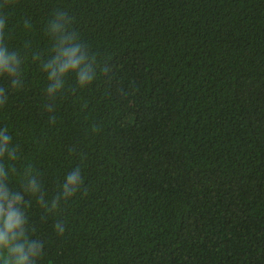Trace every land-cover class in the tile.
I'll list each match as a JSON object with an SVG mask.
<instances>
[{
  "label": "trees",
  "instance_id": "16d2710c",
  "mask_svg": "<svg viewBox=\"0 0 264 264\" xmlns=\"http://www.w3.org/2000/svg\"><path fill=\"white\" fill-rule=\"evenodd\" d=\"M0 60V264H264V0H0Z\"/></svg>",
  "mask_w": 264,
  "mask_h": 264
},
{
  "label": "clouds",
  "instance_id": "9594fccd",
  "mask_svg": "<svg viewBox=\"0 0 264 264\" xmlns=\"http://www.w3.org/2000/svg\"><path fill=\"white\" fill-rule=\"evenodd\" d=\"M0 63H3L2 60H0ZM79 63V61H73V60H69L67 64H65L62 68H60V72L66 73L68 71L69 68H75L77 66V64ZM51 76H55V72H53L51 74ZM50 76V78H51ZM85 77L83 75L80 76V81H81V85L83 86V81H84ZM59 84L56 86L57 88H59ZM79 179V175L78 174H73V175H69L67 178V185L65 186V190H67V187L76 183V181ZM82 183V181H81ZM73 192L75 193V189H73ZM11 216H9L8 220H9V224L8 226L11 228L12 224H11ZM24 239H27L26 234H22ZM19 264H23V261L21 260L19 262Z\"/></svg>",
  "mask_w": 264,
  "mask_h": 264
}]
</instances>
